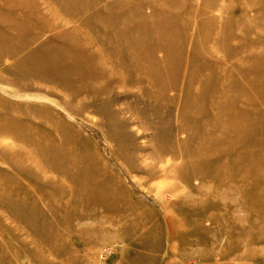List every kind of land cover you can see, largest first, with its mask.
<instances>
[{
  "label": "rangeland",
  "instance_id": "obj_1",
  "mask_svg": "<svg viewBox=\"0 0 264 264\" xmlns=\"http://www.w3.org/2000/svg\"><path fill=\"white\" fill-rule=\"evenodd\" d=\"M0 264H264V0H0Z\"/></svg>",
  "mask_w": 264,
  "mask_h": 264
}]
</instances>
